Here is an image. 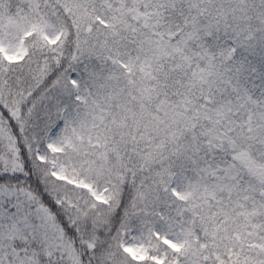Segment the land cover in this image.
I'll list each match as a JSON object with an SVG mask.
<instances>
[{"label": "snow or ice", "instance_id": "6c2138e0", "mask_svg": "<svg viewBox=\"0 0 264 264\" xmlns=\"http://www.w3.org/2000/svg\"><path fill=\"white\" fill-rule=\"evenodd\" d=\"M0 264H264V0H0Z\"/></svg>", "mask_w": 264, "mask_h": 264}]
</instances>
